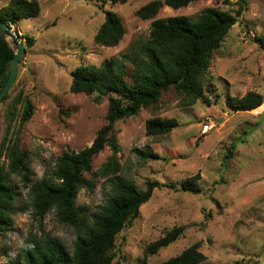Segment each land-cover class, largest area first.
I'll list each match as a JSON object with an SVG mask.
<instances>
[{
    "label": "rangeland",
    "instance_id": "obj_1",
    "mask_svg": "<svg viewBox=\"0 0 264 264\" xmlns=\"http://www.w3.org/2000/svg\"><path fill=\"white\" fill-rule=\"evenodd\" d=\"M10 0H0V9ZM41 14L15 25L25 54L11 90V98L0 101V145L9 127L8 139H19L20 147L30 152L32 181L51 173L57 158L65 152L89 147L107 122L109 96L73 93L72 72L82 65L101 66L105 60H124L131 72L139 43L151 30L152 19L143 20L137 10L152 0H128L112 4L110 0H37ZM238 0H199L187 7L164 6L158 18L185 15L197 20L206 7H218L233 13ZM247 10L215 53L205 77V85L216 88L219 101L210 113L205 102L180 106L182 96L171 89L155 105L137 115L118 121L114 132L122 151L118 154L121 175L144 188L147 181H159L151 199L140 208L132 225L116 238L114 261L139 264L147 246L172 227L185 225L184 236L155 255L147 264H161L188 246L201 242L208 263L264 264V104L251 111H232L226 95L242 97L256 90L264 95V50L247 37L264 34V0H246ZM113 10L121 17L125 35L117 46L104 47L94 37L105 20L101 9ZM249 30H245V26ZM13 29L9 35L15 40ZM9 33V34H10ZM34 38L29 45L26 38ZM10 38L8 41L10 42ZM16 47V45H14ZM127 54L131 60L124 58ZM20 91L35 106L32 117L23 122L22 107L8 113L12 99ZM176 118L179 126L164 136H148L149 118ZM235 155L226 158L232 143ZM150 147L159 159L143 160L135 148ZM112 155L107 145L93 161V173ZM8 160L0 156L7 172ZM200 173L201 193L183 189V181ZM92 174L85 177L91 178ZM93 189H82L77 205L83 219L103 205L110 194L109 180L95 176ZM17 201L13 229L0 237V264L18 254L23 241L34 235L37 240L55 237L73 250L78 231L59 223L55 211L40 225L32 216L27 187L19 174H10ZM170 184L173 187H168ZM86 222V221H84Z\"/></svg>",
    "mask_w": 264,
    "mask_h": 264
},
{
    "label": "trees",
    "instance_id": "obj_2",
    "mask_svg": "<svg viewBox=\"0 0 264 264\" xmlns=\"http://www.w3.org/2000/svg\"><path fill=\"white\" fill-rule=\"evenodd\" d=\"M110 1L112 4L128 2ZM197 1L152 0L137 10L139 18L152 19V24L149 37L136 45L131 72L124 60L118 58L105 60L101 66L84 64L72 72L70 89L73 93L109 96L107 122L99 129L89 147L59 156L52 172L41 180L32 181L30 152L20 147L18 138H7V127L0 145V156L9 162L7 172L0 166V237L3 238L13 229L17 192L9 183L8 176L14 173L22 176L24 184L29 187L28 197L34 220L42 225L47 214L54 210L59 223L75 228L78 233L72 251L55 237L37 240L31 234L23 241L16 257L1 264H122L114 261L116 238L126 226L133 224L141 206L151 199L154 190L161 184L149 180L141 188L135 181L121 175L118 154L122 148L114 126L118 121L131 118L142 109L157 104L163 94L171 89L182 96L180 106L191 107L203 101L212 114L213 105L221 97L216 88L205 85V77L215 53L238 18L247 10V1L238 0L239 8L235 13L211 6L206 7L197 20L185 15L157 17L164 6L178 9ZM101 9L105 12V20L99 26L94 41L104 47L117 46L126 32L123 21L117 12L105 10L103 5ZM40 14L41 6L37 0H10L0 9V21L15 25L20 20ZM245 30H249L248 25ZM247 37L264 50V34L251 36L248 33ZM26 42L32 45L34 38L27 37ZM15 53L10 42L0 36V92L8 80ZM124 58L131 60L127 54ZM11 90L2 100L12 97ZM263 104L264 95L256 90L248 91L242 97L226 95V105L235 112L251 111ZM19 105L23 108L21 119L25 122L32 117L35 106L24 91L12 99L8 113L14 116ZM177 126L179 121L176 118L152 117L146 121V133L148 136H164ZM107 145L111 147L112 155L93 173L94 158ZM235 149L236 143L233 142L226 152V158L234 156ZM135 151L143 160L160 158L150 147L147 150L135 148ZM86 174L93 176L87 178ZM95 176L110 181V194L103 205L83 219V212L77 205L78 194L82 189L96 186ZM199 179L200 173L187 177L183 181V189L194 194L201 193ZM166 186L173 187L170 184ZM185 230V225L167 230L147 246L145 257L139 264H147L148 255H155L180 240ZM201 247V242H196L161 264H214L208 263ZM231 264L246 263L238 260Z\"/></svg>",
    "mask_w": 264,
    "mask_h": 264
},
{
    "label": "water",
    "instance_id": "obj_3",
    "mask_svg": "<svg viewBox=\"0 0 264 264\" xmlns=\"http://www.w3.org/2000/svg\"><path fill=\"white\" fill-rule=\"evenodd\" d=\"M9 35H10L9 34V25L0 21V36L6 38L8 40L10 38ZM10 40H11V38H10ZM16 41L17 40H11L10 41V44L15 49L16 53H15V56H14L12 62H11V70H10L8 80H7L4 88L0 92V101L10 92V90L14 86L16 79H17V76H18V72H19V62L25 54L24 44L22 42H19V41L16 42ZM14 45H16V47H14Z\"/></svg>",
    "mask_w": 264,
    "mask_h": 264
},
{
    "label": "clouds",
    "instance_id": "obj_4",
    "mask_svg": "<svg viewBox=\"0 0 264 264\" xmlns=\"http://www.w3.org/2000/svg\"><path fill=\"white\" fill-rule=\"evenodd\" d=\"M11 25H12V24H11ZM11 25H9V33H10V31L12 30V29H11ZM13 25H14V24H13ZM14 31L16 32V30H14ZM15 34H16V35H15V38H16L15 40L21 42L20 39H22V38L19 37V36H20V35H19V32L17 31ZM10 35H12V34L10 33ZM17 41H16V42H17Z\"/></svg>",
    "mask_w": 264,
    "mask_h": 264
},
{
    "label": "built area",
    "instance_id": "obj_5",
    "mask_svg": "<svg viewBox=\"0 0 264 264\" xmlns=\"http://www.w3.org/2000/svg\"><path fill=\"white\" fill-rule=\"evenodd\" d=\"M11 29L15 30V27L13 26V24L11 25Z\"/></svg>",
    "mask_w": 264,
    "mask_h": 264
}]
</instances>
